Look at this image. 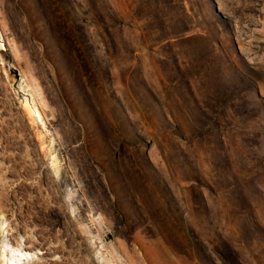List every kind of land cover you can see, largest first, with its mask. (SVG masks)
<instances>
[{"label": "rangeland", "instance_id": "rangeland-1", "mask_svg": "<svg viewBox=\"0 0 264 264\" xmlns=\"http://www.w3.org/2000/svg\"><path fill=\"white\" fill-rule=\"evenodd\" d=\"M0 44L10 263L264 264V0H0Z\"/></svg>", "mask_w": 264, "mask_h": 264}, {"label": "bare ground", "instance_id": "bare-ground-1", "mask_svg": "<svg viewBox=\"0 0 264 264\" xmlns=\"http://www.w3.org/2000/svg\"><path fill=\"white\" fill-rule=\"evenodd\" d=\"M1 46V49L2 50H5V45L4 44H0ZM24 82V81H23ZM24 85V84H23ZM26 85V84H25ZM23 107L25 108L24 110H26L28 112V114L30 116L33 117V119H35L36 122H39L40 125H41V128L42 129H45V124L42 122V117H41V114L40 112L38 111V109L36 107H34L33 105L30 104L29 100L28 99H25L24 103H23ZM44 120V119H43ZM39 125V126H40ZM46 130V129H45ZM44 132V131H43ZM44 141V140H43ZM42 146V145H40ZM52 147V146H51ZM56 157V156H55ZM52 157V165H56L55 161H56V158ZM60 163V162H59ZM56 167V166H55ZM58 167V165H57ZM55 171V170H54ZM56 173V171H55ZM58 173V172H57ZM73 200V199H72ZM97 249V248H96ZM102 249V248H101ZM1 255V261H0V264H24V262L28 259V255L26 253H19L17 255V259H13L11 260L12 262L10 263V259L8 258V253L7 251L3 250L2 253L0 254ZM30 257V256H29ZM11 258V257H10ZM15 261V262H14Z\"/></svg>", "mask_w": 264, "mask_h": 264}]
</instances>
